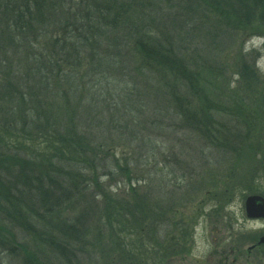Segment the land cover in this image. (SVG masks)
Listing matches in <instances>:
<instances>
[{"label":"trees","instance_id":"1","mask_svg":"<svg viewBox=\"0 0 264 264\" xmlns=\"http://www.w3.org/2000/svg\"><path fill=\"white\" fill-rule=\"evenodd\" d=\"M184 1L216 36L264 35V0ZM151 20L140 0H0V252L7 257L20 264L170 257L156 234L170 202L147 204L130 179L132 164L143 167L146 144L132 163L117 153L138 134L147 98L161 108L149 111L159 114L151 122L157 131L200 137L223 168L248 161L264 170L257 55L231 82L224 67L179 54ZM247 56L235 58L241 64ZM119 176L124 197L110 184Z\"/></svg>","mask_w":264,"mask_h":264},{"label":"rangeland","instance_id":"2","mask_svg":"<svg viewBox=\"0 0 264 264\" xmlns=\"http://www.w3.org/2000/svg\"><path fill=\"white\" fill-rule=\"evenodd\" d=\"M185 3L184 0H140L142 8L152 19L150 24L169 38L179 54L197 55L206 62L224 67L225 76L231 82L237 80L236 67L245 62L250 65L257 55L255 68L264 76L263 34H257L256 30L232 33L229 36L228 31H223V35L216 36L194 15V9V14L188 15L189 9L184 6ZM241 53L248 56L240 64V59L235 57ZM234 87L236 88H232ZM143 104L148 111L141 116L144 123L140 125L138 134H130L129 140H122V145L117 147V153L119 151L120 156L130 158L132 163L133 156H140L137 149L146 144L145 149L143 148L144 154H141L144 158L143 167H136L134 164L130 167V179L138 181L135 184L136 195L142 196L147 204L156 199L171 204V209L165 213L166 219L158 221L159 228L156 230L162 252H165L163 246L168 245L170 248V257L163 256L161 261L164 264H210L208 251L211 237L216 236L218 227L223 228L227 222L221 219L229 215L235 217V222H239L244 218L243 205L247 197L256 194V185L264 193V170L256 169L254 163L248 161H241L233 168L221 167L223 162L220 157L200 137L187 132H174L172 127L161 131L154 129L151 122L159 114L149 115V111L160 110V105L150 98ZM161 111L164 125L172 126L166 112ZM175 125L178 126L176 123ZM174 155L183 158L186 163L178 166L171 159ZM156 163L159 165L157 173L162 174L160 178L153 175V166ZM257 178L262 181L257 183ZM125 183L126 179L121 176L110 182L116 197L126 195ZM129 198L132 202L131 197ZM230 235L231 232L227 231V238L223 240H227ZM243 243L242 263L254 264V251L249 252L247 249L253 241L246 240ZM150 254L154 256V253ZM96 258L100 259L97 256ZM103 261L107 262L106 256L97 264H102ZM0 264H20V261L0 252Z\"/></svg>","mask_w":264,"mask_h":264},{"label":"flooded vegetation","instance_id":"3","mask_svg":"<svg viewBox=\"0 0 264 264\" xmlns=\"http://www.w3.org/2000/svg\"><path fill=\"white\" fill-rule=\"evenodd\" d=\"M260 180V178H257L256 182L258 183ZM255 196L264 200V193L261 192L259 185H256ZM260 213L264 214V209ZM243 214L244 218L239 222H235V217L229 215L221 219V221L227 220V222L223 228L218 227L216 236L211 237V247L208 251L210 264H244L242 263L241 247L244 246L243 242H246V240L253 241L247 249L250 250L249 252L254 251V264H264V243L262 241L264 239V217L248 218L244 205ZM248 225L253 227H247ZM227 231H230L231 235L224 241L223 238H227L225 237ZM219 233L221 234L219 235Z\"/></svg>","mask_w":264,"mask_h":264},{"label":"water","instance_id":"4","mask_svg":"<svg viewBox=\"0 0 264 264\" xmlns=\"http://www.w3.org/2000/svg\"><path fill=\"white\" fill-rule=\"evenodd\" d=\"M260 203V204H258ZM245 212L246 216L250 219H254L256 217H264V214L260 213L261 210L264 209V200L261 197L249 196L245 200ZM264 243V239H262Z\"/></svg>","mask_w":264,"mask_h":264}]
</instances>
